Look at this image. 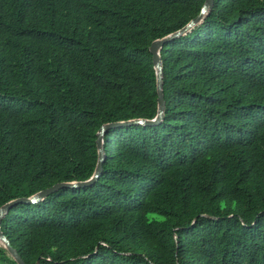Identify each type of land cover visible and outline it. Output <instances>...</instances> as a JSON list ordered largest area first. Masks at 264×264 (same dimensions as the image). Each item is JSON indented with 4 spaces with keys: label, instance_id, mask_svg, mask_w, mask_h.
Masks as SVG:
<instances>
[{
    "label": "trees",
    "instance_id": "trees-1",
    "mask_svg": "<svg viewBox=\"0 0 264 264\" xmlns=\"http://www.w3.org/2000/svg\"><path fill=\"white\" fill-rule=\"evenodd\" d=\"M205 2L0 0V207L89 180L102 125L154 119L149 49ZM161 55L163 123L111 130L93 187L2 220L25 264H264V0H215Z\"/></svg>",
    "mask_w": 264,
    "mask_h": 264
},
{
    "label": "water",
    "instance_id": "water-1",
    "mask_svg": "<svg viewBox=\"0 0 264 264\" xmlns=\"http://www.w3.org/2000/svg\"><path fill=\"white\" fill-rule=\"evenodd\" d=\"M215 6V0H206L199 16L188 22L185 26L179 30L168 34L167 36L155 40L149 51L152 54L153 65L156 72V83H157V96H158V107L157 115L154 119H133L127 121L111 122L102 125L97 133V150H98V161H96L94 172L91 178L85 182H72V183H61L55 185L45 191L39 192L38 194L30 198H22L7 202L0 207V245L6 250L8 256L16 264H25L22 257L18 251L10 245L7 238L1 231V222L7 216L10 209L18 205H36L43 202L48 197L54 195L59 191H73V190H84L93 187L98 180L101 179L103 173H105V164L108 160V153L106 149V136L111 130L127 128L132 126H143V127H155L159 126L165 120L166 112V101L164 94V65L162 60L161 52L165 45L173 42L174 40L185 36L191 30L201 25L205 20H207L212 14Z\"/></svg>",
    "mask_w": 264,
    "mask_h": 264
}]
</instances>
